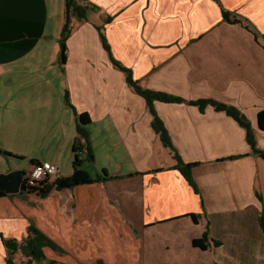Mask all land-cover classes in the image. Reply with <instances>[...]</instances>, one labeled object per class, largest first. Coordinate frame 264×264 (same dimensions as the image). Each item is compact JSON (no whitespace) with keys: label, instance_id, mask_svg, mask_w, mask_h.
Masks as SVG:
<instances>
[{"label":"crops","instance_id":"crops-1","mask_svg":"<svg viewBox=\"0 0 264 264\" xmlns=\"http://www.w3.org/2000/svg\"><path fill=\"white\" fill-rule=\"evenodd\" d=\"M79 5L94 9L85 20L71 17L61 64L64 0H0V156L28 154L67 178L77 114H87L90 156L83 159L90 176L105 171L110 179L43 198L27 191L1 197L0 264L1 238L20 242L30 225L63 251L44 248L45 259L32 264H264V160L238 122L212 104H195L237 110L264 152L257 125L264 111V0ZM222 11L242 25L224 22ZM110 57L141 89L181 100L153 108L175 153L193 164L195 188L154 131L145 99ZM1 157L0 174L20 170L6 169ZM204 233L207 248H194ZM26 260L20 252L13 258Z\"/></svg>","mask_w":264,"mask_h":264},{"label":"trees","instance_id":"trees-1","mask_svg":"<svg viewBox=\"0 0 264 264\" xmlns=\"http://www.w3.org/2000/svg\"><path fill=\"white\" fill-rule=\"evenodd\" d=\"M84 1L85 0H64L65 23L63 25L60 38H59V44H60L59 59H60L61 64H64L66 60V41L70 35L71 17L74 16L78 20H85L87 12L89 10L94 9V7H88L87 5L86 6L79 5V2H84ZM222 17H223V21L226 23L242 25V22L236 19L234 16H231L229 12L222 11ZM98 31H99L100 40H101L104 50L110 54L109 46L106 42L103 32L101 31L100 28H98ZM110 59L112 60V63L113 65L116 66V68L124 72L126 83L136 93H138L140 96H142L145 99L148 105L149 112L153 118L152 127L154 131L160 136V139L162 143L164 144V146L168 147L171 151H173V156L177 160L176 169H178L181 175L186 179V181L193 188H195V185L191 177V169L193 167V164H184L180 160V158L175 153L170 143V140L168 138V135L164 128L163 123L158 118L153 108V103L155 101L166 102V103H178V102H181V100L178 98L172 97V96H168L166 94L141 89L138 86L137 82L132 79L130 70L122 67L113 58L110 57ZM64 100H65L66 105L72 110H74L68 101V97L66 93H65ZM195 104L198 105L200 108H202L206 104H212L216 111H223L228 116L233 118L236 122H238L239 125L242 126L246 131V141L248 145L250 146L252 153L264 160V152L262 150H259L255 146L254 136L251 132L249 123L245 120V118L237 110H235L232 107H226V106L211 103V102H197ZM77 118H78V126H77L78 136L75 139L73 147H72L73 161H72L71 176L67 178H62L61 180L57 181L55 184H52L49 186L40 187L36 190L29 189L27 190V192L29 193L35 192L36 194H38L40 197L43 198V197H46L53 189L55 190L72 189L77 186L88 185V184L97 183V182H103V181L110 179L108 178L105 171L102 172V176L92 177L87 171H84L82 169V164L85 161H87V159L86 160L83 158L79 159V156L77 155V153L79 151H84V153L90 156L89 148L86 142L87 130L85 128V126L88 125L89 123V118L87 114H77ZM257 125H258V129L264 132V111H261L258 113ZM81 139L84 140V145L80 143ZM3 154L6 158H17V159L20 158V157H16L12 155L9 152H4ZM29 163H30V166H35V165L40 164L34 160H29ZM4 196H6V194L0 191V198ZM192 217L194 218L195 216L192 215ZM259 224L262 228V231L264 232V213H262L259 217ZM207 237H208L207 233H204L200 239H195L192 241V246L200 250H205L207 248V241H208ZM1 241H2V245L4 246L6 250L5 264H14L13 258L17 252H20L22 256L27 259L24 264H32L34 262L40 263L42 260H44L45 259V255L43 251L44 248H49L60 254L63 253L60 247H58L52 240L46 237L43 233H41L33 225H30L27 228V236L22 241L18 242L14 239H5L3 237L1 238ZM47 264H55V262L51 261V262H48Z\"/></svg>","mask_w":264,"mask_h":264},{"label":"built area","instance_id":"built-area-1","mask_svg":"<svg viewBox=\"0 0 264 264\" xmlns=\"http://www.w3.org/2000/svg\"><path fill=\"white\" fill-rule=\"evenodd\" d=\"M80 143L84 145V140L81 139ZM84 151H79L77 155L79 159L84 157ZM38 173V175H37ZM62 176L59 172L57 166L43 163L32 166L25 171V175L23 177V183L26 186V189L36 190L40 187L49 186L55 184L57 181L61 180Z\"/></svg>","mask_w":264,"mask_h":264},{"label":"water","instance_id":"water-1","mask_svg":"<svg viewBox=\"0 0 264 264\" xmlns=\"http://www.w3.org/2000/svg\"><path fill=\"white\" fill-rule=\"evenodd\" d=\"M25 171L16 170L6 174H0V191L6 195H15L26 192V186L23 183Z\"/></svg>","mask_w":264,"mask_h":264},{"label":"rangeland","instance_id":"rangeland-1","mask_svg":"<svg viewBox=\"0 0 264 264\" xmlns=\"http://www.w3.org/2000/svg\"><path fill=\"white\" fill-rule=\"evenodd\" d=\"M59 2L62 3L63 0H59ZM13 147L16 148L15 146H13ZM20 151H23V150H20ZM27 155L28 154H21L20 158H22V159L14 158V159H11L8 161H6L4 159V157H1V156L0 157L3 159V163L6 165V169L11 168V167H17V169H20L21 171L27 172L29 167H30V163H29L30 157ZM82 169L86 170L90 174V173H92L93 168H92V166H90L89 162L86 161L82 164Z\"/></svg>","mask_w":264,"mask_h":264},{"label":"clouds","instance_id":"clouds-1","mask_svg":"<svg viewBox=\"0 0 264 264\" xmlns=\"http://www.w3.org/2000/svg\"><path fill=\"white\" fill-rule=\"evenodd\" d=\"M37 175H38V173H37Z\"/></svg>","mask_w":264,"mask_h":264}]
</instances>
